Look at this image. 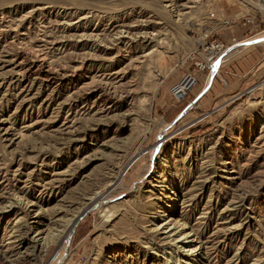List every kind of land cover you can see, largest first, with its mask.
Listing matches in <instances>:
<instances>
[{"label": "rangeland", "instance_id": "obj_1", "mask_svg": "<svg viewBox=\"0 0 264 264\" xmlns=\"http://www.w3.org/2000/svg\"><path fill=\"white\" fill-rule=\"evenodd\" d=\"M165 1L0 0V264H264V14Z\"/></svg>", "mask_w": 264, "mask_h": 264}, {"label": "bare ground", "instance_id": "obj_2", "mask_svg": "<svg viewBox=\"0 0 264 264\" xmlns=\"http://www.w3.org/2000/svg\"><path fill=\"white\" fill-rule=\"evenodd\" d=\"M166 2V4H167V6H165V8H173V4L171 3V1H165ZM257 7L258 8H255L254 10L255 11H253V12H260V13H262V14H264V7L263 6H261V5H258L257 4ZM184 9V8H183ZM173 10V9H172ZM176 11V10H175ZM183 15V14H182ZM186 15V14H185ZM188 15V14H187ZM177 18H178V16L180 17L181 15H175ZM181 17H183V16H181ZM177 20V19H176ZM178 21H180V20H178ZM176 22V21H175ZM181 22V21H180ZM264 32H262L260 35H262ZM259 35V36H260ZM253 37H255V36H253ZM258 37V36H257ZM257 37H255V38H257ZM119 39V38H118ZM118 39H116V40H118ZM254 39V38H253ZM251 40V39H250ZM246 41H249V40H245V41H241V42H238V44L239 43H243V42H246ZM262 41L264 42V37H262L261 39H260V41H255V42H258V43H243V44H239V45H241V46H243V47H246V48H249L251 45H255V44H260V43H262ZM237 43V41L236 42H233L232 43V45H235ZM231 45V46H232ZM238 46V45H237ZM236 46V47H237ZM235 48V47H234ZM233 48V49H234ZM208 49L209 50H211V49H213V47H208ZM226 48H224L223 50H225ZM39 53V52H38ZM223 54H225V53H223ZM222 50H220L219 52H217V55H219L218 56V58L216 59L215 58V60L214 61H218L221 57H222ZM215 57V56H214ZM213 57V58H214ZM212 58V59H213ZM212 59H211V61H212ZM89 59L88 58H82V62H80L79 63V66H77V67H72V69H71V73H76V72H78V70H80L81 68H82V73H85L84 72V70H85V65H86V62L88 61ZM211 61H209L210 62V64L209 65H212L214 62H212L211 63ZM31 64H32V67H35L36 68V72H40V73H46L47 74V79H49V76L50 75H52L55 71H54V69L52 68V66L49 64V62L47 63V61H46V59L40 54V55H38V54H36L35 56H34V60H32L31 61ZM215 66V65H214ZM217 68V66H215L214 67V69H216ZM113 74H116V73H113ZM217 74V73H216ZM64 76V75H63ZM213 77V76H212ZM212 77H211V80H212ZM116 78H118V76H116ZM115 78V79H116ZM89 79V78H88ZM87 80V78L85 79V80H83L82 81V86L80 87V91H82V96H84V97H92V96H94L95 95V99H94V101L95 102H97L98 100H99V98H100V96H98L97 95V93L99 92V91H101L102 92V90H100V89H103V91H105L107 94H109V95H111V96H114V95H116V93H117V91L118 90H121V88L120 87H122L123 85L122 84H120L119 82H117L116 84H113V83H106V82H103L102 80H100V81H97V80H93V79H91V80H89L88 82L86 81ZM120 81V80H119ZM210 85H211V81H210ZM210 88V87H209ZM79 91V90H78ZM105 92H104V94H105ZM129 93H130V91H129ZM131 94V93H130ZM129 96V95H128ZM223 166H224V168H225V170L227 171V169H228V166H230V163L229 162H225V163H223ZM229 172V171H228ZM229 174H232V173H230L229 172ZM229 180H236V178H232V177H230L229 178ZM104 201H103V199H98V200H96V199H91L90 201H89V203L88 204H86L87 206L84 208V209H82L81 211H79V213L75 216V217H73V220L71 221V226H73L74 224H76V220L78 221V219L81 217V215H83L86 211H88V210H90V209H92V208H94V206H98L99 208L102 206V203H103ZM184 203V202H183ZM166 207H169V206H166ZM96 208V207H95ZM170 210V209H169ZM68 224V223H67ZM173 225V226H175V225H177L178 224V222H173V221H169V225ZM75 226V225H74ZM178 227H181V228H185L184 226H183V224H181V225H178ZM165 227L163 226L162 227V229H164ZM161 229V230H162ZM182 230V229H181ZM71 233L72 232H70V235H71ZM164 234V233H163ZM42 235V233L41 232H38L37 233V235H36V238L37 237H39V236H41ZM174 236H176V235H174ZM190 238H192V235H190V233H184L183 235H177V237L174 239L175 240V243H179V242H182V241H184V240H186V239H190ZM35 243H36V245L38 246L39 245V243L41 242V241H43L42 243H41V246H44V245H46V244H48V242L45 240V239H42V238H38L37 240H33ZM190 242H193V241H190ZM45 247V246H44ZM199 246L198 245H196V246H194V247H192L191 249H189V250H186L185 252H188V251H191L190 252V255L192 256L196 251H198L199 250ZM58 264V263H57ZM194 264H200V263H198V261H195V263Z\"/></svg>", "mask_w": 264, "mask_h": 264}, {"label": "built area", "instance_id": "obj_3", "mask_svg": "<svg viewBox=\"0 0 264 264\" xmlns=\"http://www.w3.org/2000/svg\"><path fill=\"white\" fill-rule=\"evenodd\" d=\"M254 4H258V5H261L264 7V0H256V2ZM252 7V6H251ZM255 8H252V10H254ZM255 11V10H254ZM256 15H260L261 13L260 12H255ZM254 14V15H255ZM244 25L245 26H250V27H255V23H254V16H250V15H246L245 18H244ZM209 47H213V46H209ZM216 48V47H213V49ZM186 83H181L177 89H175V91L177 90H184L185 88H187L189 86V82L192 81V79L189 77V76H186ZM185 82V81H184ZM174 91V92H175Z\"/></svg>", "mask_w": 264, "mask_h": 264}, {"label": "water", "instance_id": "obj_4", "mask_svg": "<svg viewBox=\"0 0 264 264\" xmlns=\"http://www.w3.org/2000/svg\"><path fill=\"white\" fill-rule=\"evenodd\" d=\"M181 92H178V94H177V98H179V97H181Z\"/></svg>", "mask_w": 264, "mask_h": 264}]
</instances>
